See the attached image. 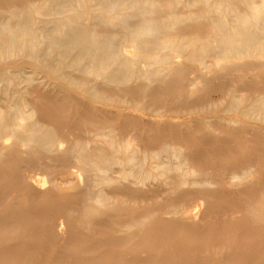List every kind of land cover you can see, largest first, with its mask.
<instances>
[{"label":"bare ground","instance_id":"1","mask_svg":"<svg viewBox=\"0 0 264 264\" xmlns=\"http://www.w3.org/2000/svg\"><path fill=\"white\" fill-rule=\"evenodd\" d=\"M0 264H264V0H0Z\"/></svg>","mask_w":264,"mask_h":264},{"label":"rangeland","instance_id":"2","mask_svg":"<svg viewBox=\"0 0 264 264\" xmlns=\"http://www.w3.org/2000/svg\"><path fill=\"white\" fill-rule=\"evenodd\" d=\"M161 118H165L164 116H161ZM242 118V117H241Z\"/></svg>","mask_w":264,"mask_h":264}]
</instances>
